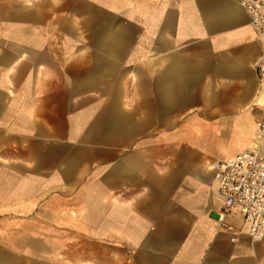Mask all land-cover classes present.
Returning a JSON list of instances; mask_svg holds the SVG:
<instances>
[{"label":"crops","instance_id":"obj_1","mask_svg":"<svg viewBox=\"0 0 264 264\" xmlns=\"http://www.w3.org/2000/svg\"><path fill=\"white\" fill-rule=\"evenodd\" d=\"M262 53L240 0H0V264H264L213 170Z\"/></svg>","mask_w":264,"mask_h":264},{"label":"built area","instance_id":"obj_2","mask_svg":"<svg viewBox=\"0 0 264 264\" xmlns=\"http://www.w3.org/2000/svg\"><path fill=\"white\" fill-rule=\"evenodd\" d=\"M255 33L264 40V0H240ZM258 93L264 106V53L257 63ZM215 197L220 205L218 220L237 213L241 230L251 240H264V120L256 125L250 147L238 151L224 161H217Z\"/></svg>","mask_w":264,"mask_h":264}]
</instances>
